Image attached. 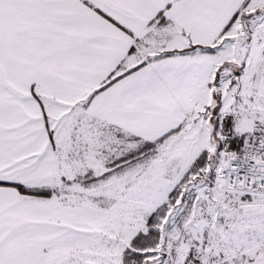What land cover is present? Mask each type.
Returning a JSON list of instances; mask_svg holds the SVG:
<instances>
[{
  "label": "snow or ice",
  "instance_id": "obj_1",
  "mask_svg": "<svg viewBox=\"0 0 264 264\" xmlns=\"http://www.w3.org/2000/svg\"><path fill=\"white\" fill-rule=\"evenodd\" d=\"M0 264H264V0H0Z\"/></svg>",
  "mask_w": 264,
  "mask_h": 264
}]
</instances>
